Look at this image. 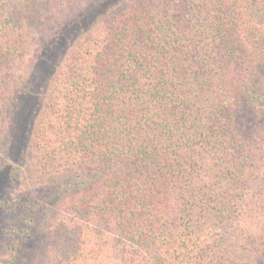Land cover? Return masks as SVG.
Returning a JSON list of instances; mask_svg holds the SVG:
<instances>
[{"label": "trees", "instance_id": "1", "mask_svg": "<svg viewBox=\"0 0 264 264\" xmlns=\"http://www.w3.org/2000/svg\"><path fill=\"white\" fill-rule=\"evenodd\" d=\"M0 142V264H264V0H0Z\"/></svg>", "mask_w": 264, "mask_h": 264}, {"label": "rangeland", "instance_id": "2", "mask_svg": "<svg viewBox=\"0 0 264 264\" xmlns=\"http://www.w3.org/2000/svg\"><path fill=\"white\" fill-rule=\"evenodd\" d=\"M35 46V45H34ZM33 46V47H34ZM29 51H28V53H27V56L25 57V60H28L29 59V57L31 58V53H33L34 51L32 50V48H29L28 49ZM20 69H22V70H26V68H25V66L24 67H22V68H20ZM16 70V69H15ZM0 143H2V142H0ZM4 153H3V151H2V149H0V164H2V161H3V158H4ZM3 196V195H2ZM2 196H0V198L2 197ZM0 218H1V216H0Z\"/></svg>", "mask_w": 264, "mask_h": 264}]
</instances>
